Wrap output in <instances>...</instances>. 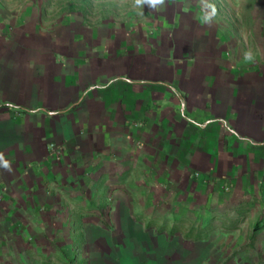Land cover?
<instances>
[{"label": "crops", "instance_id": "0c3cea01", "mask_svg": "<svg viewBox=\"0 0 264 264\" xmlns=\"http://www.w3.org/2000/svg\"><path fill=\"white\" fill-rule=\"evenodd\" d=\"M70 7L0 0V264H264V0Z\"/></svg>", "mask_w": 264, "mask_h": 264}, {"label": "rangeland", "instance_id": "374dc122", "mask_svg": "<svg viewBox=\"0 0 264 264\" xmlns=\"http://www.w3.org/2000/svg\"><path fill=\"white\" fill-rule=\"evenodd\" d=\"M62 2V7L63 10H70L72 9V7H70V5L72 3L76 4V11L81 13V14H86L90 17H100V16H114V17H120V16H124L127 12L130 13H137L139 12L140 16L142 15L140 12V9H149L151 7V4L148 2V0H142V2L140 4H136V0H61ZM219 7L221 6V11H225V8H227L225 6V3L221 2L220 5H218ZM75 8V7H74ZM75 10V9H74ZM72 10V11H74ZM104 178H99L96 180L95 182V186L94 189H98L99 190V196H97L99 199L95 198L93 199V201L89 200L87 203L88 209L90 211H94V213L98 214V215H103V217L106 218L107 213L109 212V209L113 206V200L110 198L113 197L114 193L112 194V190L117 188V184H110L108 187L105 186L106 184H104V186H102V182H104ZM106 181V179H105ZM110 192L111 196L108 195V198L106 199V194L105 192ZM110 197V198H109ZM91 199V198H90ZM131 205H133V209L134 206L135 207H141V206H145L147 208H150L149 205V201H134V202H130ZM135 209H139V208H135ZM166 212V211H165ZM89 213V212H88ZM98 217V216H97ZM101 223L105 226H110L108 223H105V220L102 219L101 217L98 218ZM139 222H144L145 224H147L148 227L151 226H155V224H159V226H164V225H168L170 228H174V234L173 235H182V236H186L187 232H183V229H190L192 227H195L200 221L201 218L197 217V216H186V217H168V216H159L156 219L153 217H147V216H137L136 218ZM80 221V220H78ZM156 222V223H155ZM171 234V233H169ZM81 233H77L76 234V238L77 239H73V246L71 248V255L68 258V260L71 261V263H74L75 260L78 257V252L76 250V243L75 241H78L79 244V248L81 247L80 245V241H81ZM241 235H245V234H240ZM252 235V234H251ZM232 238V241L234 240V242H240L241 239L235 241V236L236 234H231L230 235ZM189 240L192 239L188 238ZM228 247V246H227ZM79 251L81 252V249H79ZM44 256V255H41ZM46 259V258H45ZM48 260H42V262L40 264H48L47 263ZM20 264V263H19Z\"/></svg>", "mask_w": 264, "mask_h": 264}, {"label": "clouds", "instance_id": "9594fccd", "mask_svg": "<svg viewBox=\"0 0 264 264\" xmlns=\"http://www.w3.org/2000/svg\"><path fill=\"white\" fill-rule=\"evenodd\" d=\"M141 2L142 0H136V4H140ZM148 2L152 6H156V5H162L164 3V0H148Z\"/></svg>", "mask_w": 264, "mask_h": 264}]
</instances>
